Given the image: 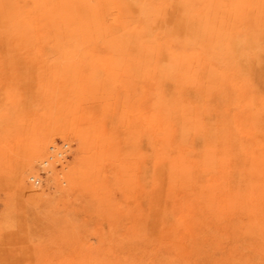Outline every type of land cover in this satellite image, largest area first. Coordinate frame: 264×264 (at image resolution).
Wrapping results in <instances>:
<instances>
[{
  "label": "rangeland",
  "instance_id": "obj_1",
  "mask_svg": "<svg viewBox=\"0 0 264 264\" xmlns=\"http://www.w3.org/2000/svg\"><path fill=\"white\" fill-rule=\"evenodd\" d=\"M254 2L0 0V264H264Z\"/></svg>",
  "mask_w": 264,
  "mask_h": 264
},
{
  "label": "bare ground",
  "instance_id": "obj_2",
  "mask_svg": "<svg viewBox=\"0 0 264 264\" xmlns=\"http://www.w3.org/2000/svg\"><path fill=\"white\" fill-rule=\"evenodd\" d=\"M253 5H256V8H255V10L259 7V10L258 11H260V10H262V11H260V12H257V13H255V11H253L254 13V15L252 14L251 16H252V19H251V24L249 25V29H250V31H249V33H250V35L254 38V40H255V35L256 36H258L257 35V27H262L263 28V30H264V0H260V2H257V4L254 2V4ZM262 36H264V32H263V34H262ZM111 40V39H110ZM110 42V41H109ZM111 43H112V40H111ZM66 146H67V143H66ZM65 151H66V149H64V148H59V149H57V155H59V160L63 157V156H65ZM40 156H41V154H39V152L38 153H36L30 160H29V171H31L32 172V170L34 169V167H35V164H42V166L43 165H49V162H48V160L47 159H42V158H40ZM28 177H30V175L29 174H25L23 177H22V180H23V183H24V187L25 188H27V189H29L30 191L32 190V193H31V197L32 198H34V197H36V195H37V188H35L36 187V184H33V185H35V187H33L32 185H29V184H27L28 182H27V179H28ZM39 180V179H38ZM35 181H37V180H35ZM37 183V182H36ZM40 183V182H39ZM39 183H37V184H39ZM37 198V197H36Z\"/></svg>",
  "mask_w": 264,
  "mask_h": 264
},
{
  "label": "built area",
  "instance_id": "obj_3",
  "mask_svg": "<svg viewBox=\"0 0 264 264\" xmlns=\"http://www.w3.org/2000/svg\"><path fill=\"white\" fill-rule=\"evenodd\" d=\"M38 181V180H37Z\"/></svg>",
  "mask_w": 264,
  "mask_h": 264
}]
</instances>
